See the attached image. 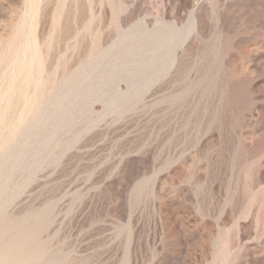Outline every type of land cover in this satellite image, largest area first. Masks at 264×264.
<instances>
[{"label": "rangeland", "instance_id": "rangeland-1", "mask_svg": "<svg viewBox=\"0 0 264 264\" xmlns=\"http://www.w3.org/2000/svg\"><path fill=\"white\" fill-rule=\"evenodd\" d=\"M5 248L264 264V0H0Z\"/></svg>", "mask_w": 264, "mask_h": 264}, {"label": "bare ground", "instance_id": "bare-ground-1", "mask_svg": "<svg viewBox=\"0 0 264 264\" xmlns=\"http://www.w3.org/2000/svg\"><path fill=\"white\" fill-rule=\"evenodd\" d=\"M31 41L34 43V48L36 49V40L34 39V37L32 36L31 37ZM30 42V41H29ZM35 49H32L31 51H30V55H29V62H32L34 59H35V57H36V55H37V53H36V50ZM26 79V81H27V79H28V77H26L25 78ZM27 83H28V81H27ZM37 87H41L40 86V84H39V86H37ZM43 87H44V85H43ZM42 88V87H41ZM28 101V100H27ZM4 119V118H3ZM2 120V119H1ZM3 122V121H2ZM53 221V220H52ZM34 222V221H33ZM39 222H38V220H35V222L32 224V225H30L29 226V261H36V260H39V258L41 257V255H42V252H41V249H42V244H41V241L39 240V228H38V224ZM28 239V238H27ZM9 248V247H8ZM10 249H11V247H10ZM12 253V251L10 250L9 251V249H7V248H5V249H2L1 251H0V262L1 261H3L4 259H5V261H7V259L6 258H10V256L12 255L11 254ZM13 256H14V254H13ZM22 257V256H21ZM11 258H12V256H11ZM13 259V258H12ZM22 260V259H21ZM4 261V262H5ZM13 261H14V259H13ZM54 262V261H53ZM11 263H12V261H11ZM56 263V262H55ZM6 264V263H5ZM57 264V263H56Z\"/></svg>", "mask_w": 264, "mask_h": 264}]
</instances>
